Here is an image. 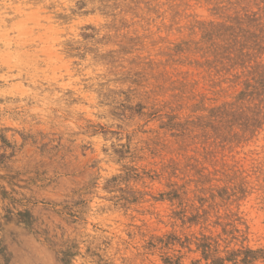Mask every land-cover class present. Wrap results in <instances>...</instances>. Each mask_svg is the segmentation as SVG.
Returning a JSON list of instances; mask_svg holds the SVG:
<instances>
[{
	"label": "rangeland",
	"instance_id": "rangeland-1",
	"mask_svg": "<svg viewBox=\"0 0 264 264\" xmlns=\"http://www.w3.org/2000/svg\"><path fill=\"white\" fill-rule=\"evenodd\" d=\"M0 264H264V0H0Z\"/></svg>",
	"mask_w": 264,
	"mask_h": 264
}]
</instances>
